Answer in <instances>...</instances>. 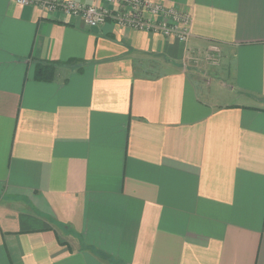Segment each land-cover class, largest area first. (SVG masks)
Listing matches in <instances>:
<instances>
[{"label":"crops","instance_id":"crops-1","mask_svg":"<svg viewBox=\"0 0 264 264\" xmlns=\"http://www.w3.org/2000/svg\"><path fill=\"white\" fill-rule=\"evenodd\" d=\"M153 1L187 42L0 0V264H264V0Z\"/></svg>","mask_w":264,"mask_h":264},{"label":"built area","instance_id":"built-area-1","mask_svg":"<svg viewBox=\"0 0 264 264\" xmlns=\"http://www.w3.org/2000/svg\"><path fill=\"white\" fill-rule=\"evenodd\" d=\"M48 14L79 18L87 27L113 23L117 27L160 35L185 43L191 36V15L183 7L153 0H96L91 5L76 0H13ZM215 49V47H214Z\"/></svg>","mask_w":264,"mask_h":264},{"label":"trees","instance_id":"trees-1","mask_svg":"<svg viewBox=\"0 0 264 264\" xmlns=\"http://www.w3.org/2000/svg\"><path fill=\"white\" fill-rule=\"evenodd\" d=\"M55 67L54 65H42L36 66V78L41 81H48L53 78Z\"/></svg>","mask_w":264,"mask_h":264}]
</instances>
